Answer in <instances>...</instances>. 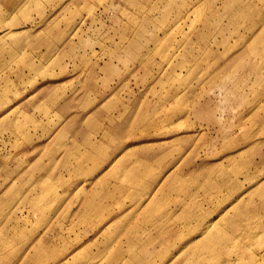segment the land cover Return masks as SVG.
Returning a JSON list of instances; mask_svg holds the SVG:
<instances>
[{
  "label": "rangeland",
  "instance_id": "obj_1",
  "mask_svg": "<svg viewBox=\"0 0 264 264\" xmlns=\"http://www.w3.org/2000/svg\"><path fill=\"white\" fill-rule=\"evenodd\" d=\"M8 6L0 264H264V0Z\"/></svg>",
  "mask_w": 264,
  "mask_h": 264
},
{
  "label": "crops",
  "instance_id": "obj_2",
  "mask_svg": "<svg viewBox=\"0 0 264 264\" xmlns=\"http://www.w3.org/2000/svg\"><path fill=\"white\" fill-rule=\"evenodd\" d=\"M8 1L9 0H0V11L1 14L4 16V20H6L7 18H11L14 14V12L11 11L8 6Z\"/></svg>",
  "mask_w": 264,
  "mask_h": 264
}]
</instances>
